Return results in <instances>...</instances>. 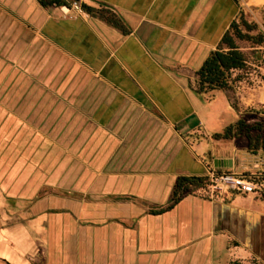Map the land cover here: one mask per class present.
Returning a JSON list of instances; mask_svg holds the SVG:
<instances>
[{
  "label": "crops",
  "instance_id": "obj_1",
  "mask_svg": "<svg viewBox=\"0 0 264 264\" xmlns=\"http://www.w3.org/2000/svg\"><path fill=\"white\" fill-rule=\"evenodd\" d=\"M80 1L98 13L0 0V264H264V199L173 201L181 176L254 163L215 137L244 118L232 89H199L240 6Z\"/></svg>",
  "mask_w": 264,
  "mask_h": 264
},
{
  "label": "trees",
  "instance_id": "obj_2",
  "mask_svg": "<svg viewBox=\"0 0 264 264\" xmlns=\"http://www.w3.org/2000/svg\"><path fill=\"white\" fill-rule=\"evenodd\" d=\"M39 1L44 6H61L66 4L65 0ZM83 7L88 12L98 13L97 9L85 3ZM101 16L114 26L123 29L122 19L117 17V15L110 13L109 16H105L101 12ZM232 30H234V33H232ZM246 36L240 29L238 22L234 21L231 25V31H228L222 39V43L227 49L221 46L219 49L213 51L199 69V89L201 91L230 87L232 71L243 69L247 64L246 55L236 41V37L242 39ZM253 130H257L258 133L253 135ZM235 135H245L248 137L251 152L264 151V123L257 122L254 125H249L245 120L240 119L236 124L228 126L222 133L215 134V137L229 138ZM206 179V176L179 177L174 187L173 201L176 203L183 195L190 193L194 189H198L205 183Z\"/></svg>",
  "mask_w": 264,
  "mask_h": 264
},
{
  "label": "rangeland",
  "instance_id": "obj_3",
  "mask_svg": "<svg viewBox=\"0 0 264 264\" xmlns=\"http://www.w3.org/2000/svg\"><path fill=\"white\" fill-rule=\"evenodd\" d=\"M240 6L237 22L247 36L237 38L240 49L245 53L247 64L231 74L230 91L233 105L242 108L243 120L249 125L264 123V0H235ZM106 15L111 11L105 10ZM234 33V30H232ZM236 131V129H235ZM257 130L252 134L256 135ZM198 189L204 194L226 191L220 186H211L206 179Z\"/></svg>",
  "mask_w": 264,
  "mask_h": 264
},
{
  "label": "built area",
  "instance_id": "obj_4",
  "mask_svg": "<svg viewBox=\"0 0 264 264\" xmlns=\"http://www.w3.org/2000/svg\"><path fill=\"white\" fill-rule=\"evenodd\" d=\"M69 9L76 13H83L84 7L80 0H65ZM254 163L243 173L230 170H220L216 166H209L207 179L211 186H220L226 191L251 194L264 199V152H252Z\"/></svg>",
  "mask_w": 264,
  "mask_h": 264
},
{
  "label": "water",
  "instance_id": "obj_5",
  "mask_svg": "<svg viewBox=\"0 0 264 264\" xmlns=\"http://www.w3.org/2000/svg\"><path fill=\"white\" fill-rule=\"evenodd\" d=\"M219 161L221 162V160H217V161L215 162V165H216V166H221V165H222V163H219Z\"/></svg>",
  "mask_w": 264,
  "mask_h": 264
}]
</instances>
